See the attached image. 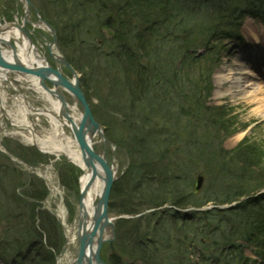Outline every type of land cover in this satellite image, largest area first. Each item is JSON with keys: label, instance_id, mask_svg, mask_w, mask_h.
Returning <instances> with one entry per match:
<instances>
[{"label": "trees", "instance_id": "1", "mask_svg": "<svg viewBox=\"0 0 264 264\" xmlns=\"http://www.w3.org/2000/svg\"><path fill=\"white\" fill-rule=\"evenodd\" d=\"M51 1L54 2L55 7L61 9L64 14H67L73 22L72 27L68 31H65V35L76 34L74 37H71L74 40L79 38L81 32L89 35V33H92V29L89 27L88 22H96L97 25L99 24L97 32L106 37V42L116 41L119 49L122 48L116 56L111 52L110 54H100V58L93 59V61L97 62L98 66L106 67L110 65L111 69L119 73V77L115 76L113 81L118 88L121 86L137 102H140L143 98L151 101H156L155 98L159 99L157 103L150 101L147 107L149 112L146 114L147 110L140 113L139 109H136L139 112L138 117L130 118L127 113L124 115L128 119L127 123L129 122V127L136 130V132L133 131L132 133L134 134L132 138L134 137L135 142H138L136 140L140 141L142 138H147V136L149 138L154 136V133L151 131V128L154 126L152 122H154L153 120L157 116H163L162 126L155 123V126L162 129L160 140L157 142L160 148H163L166 143L171 142V144L178 146L177 150H182L180 151L182 154H186L187 157L189 156L188 159L190 157L193 158V154L200 152L204 154L205 160L209 159L210 162L211 160L216 161L215 159L219 158L218 154L213 153L209 149H207L205 154L204 145L198 144L196 142L197 139L194 137L190 140L179 139L181 131H186L190 134L187 129L188 121H183L181 117L187 119L195 116L197 123L198 121L204 122L207 120L212 128L215 129L214 131L217 130L216 133L219 136L217 135L216 138L219 139H221V133L224 136H228L237 130L234 127L237 122L235 117L231 116L232 110L230 108L208 105V97L212 89L210 80L211 70L209 72L208 68L207 81L205 80L208 83L206 87H202L201 85L199 87L197 85L199 82H192L193 76L188 74L192 72V69L193 72L196 71V67H200V65L194 66L192 64L194 62L193 58H187L183 51L189 46L211 39V32L221 29L220 23H218L220 16H222L221 22L223 24L226 23L227 12L234 3V0L227 2L225 0V5L222 7V3L220 4L221 0H219L220 7L222 8V12L220 13H217V7L212 0ZM209 4H213V6ZM104 9L117 10V15L113 16L112 14L110 17H102L98 22L91 18L93 16L101 17L99 10L104 11ZM67 26H70V24L68 23ZM80 27L81 29H79ZM105 27L110 29L109 34L104 32ZM225 32L223 31V33ZM99 39L104 40L102 37ZM153 41L156 43V46ZM66 42L69 44L67 47H73L70 42ZM100 43L104 46V42ZM159 44H162L161 47ZM169 45H180L177 51L185 56V60H182V58L176 60L177 62L179 61V68L172 63L173 58L169 57V55L168 58L165 55L164 58L160 55L161 51L164 53L165 51L163 50ZM112 55L114 57H110ZM66 57L82 73L83 79H81V85L86 92L88 100L91 101V98L87 94V87H85V75L91 70L95 71L96 66L94 67L92 61V63H87L90 65V68H87L82 63L83 60L81 58L78 59L77 56L75 58ZM165 58L167 62L164 64ZM73 62L82 63V66L75 65ZM182 72L187 73V75L179 77ZM91 81V79H88L89 84ZM135 107L136 104L132 105L130 109L133 110ZM92 109L97 118L95 105L94 107L92 105ZM208 113L211 114V117H209ZM136 120L140 124V127L135 123ZM103 125L106 128V125ZM107 129L106 134L109 132ZM144 135L146 136L144 137ZM121 148L124 147L121 146ZM151 153H153V150ZM229 155L222 157V159L230 163L232 162V166H236L238 169V171L229 170L232 172L230 175L231 181H221L223 184L231 182L229 189L224 192L223 190L216 189V191H213L210 189V192L202 195L200 194L201 192L198 194L194 193V189L192 188L193 180L186 176L195 173L190 162L185 163L183 166H175L172 169H159L158 172H151L150 175L149 172L145 173L152 180L155 177L152 174L154 173L155 175H160V179L165 180L164 182L182 183L178 186L169 185L170 187L168 186L165 190L166 192L156 188L153 185V181L151 183L149 180L150 185L142 189L143 185L146 184L145 179H148L146 175H143L147 168L143 167L144 165L138 167L135 164H130L123 180L116 183L117 189L122 188L121 184L124 182H135L133 196L134 198L138 196L137 198L140 201L144 200L145 203L141 205L143 207L141 209L130 210L110 206V209L117 213H126L133 216L132 218H121L117 221L118 239L122 249L120 254H110V263L125 264L124 258H129L130 264H194L193 259L190 257V251L188 254L186 250L189 247L193 249L191 246L195 245L194 248H199L193 250L194 254L201 253L200 264H208L212 257L222 256H228L232 259L233 264H238L240 262L239 258L243 259V256L239 254V257L236 254L237 247L235 240L239 237L252 236L261 231V227L258 225L257 214L249 206L251 203L255 205L254 203L264 195L263 193L256 196L259 191L264 189V149L257 142L251 143V145L241 143L231 150ZM162 168L165 167L162 166ZM139 174L145 179L138 180ZM169 176L174 177V181L169 179ZM184 178H187L190 182H188V191L186 188L182 189V185L186 186L187 183V180H184ZM129 179H132L131 182H128ZM71 180L73 182V178ZM223 184L221 185L224 186ZM117 189H113L112 196L118 195ZM14 191L16 192V189ZM167 192L171 193L169 197H165L163 194ZM46 194L47 190L45 193H41V191L36 189L33 196L43 198ZM22 200L25 199L20 198L19 202ZM212 201H216L215 204L217 205L231 204L233 202L239 203L235 208L228 209V212L221 211L218 208L208 211H193L194 218L184 216L182 218L181 214L175 211L176 208H202L209 205ZM146 210L151 211L135 216ZM232 211L234 215L226 221L225 217ZM162 217L167 222L171 220L174 230L167 227L168 224ZM44 219L43 221L48 220L47 223L50 221L53 229L52 233L54 236L57 235L59 229L54 219L52 217H45ZM24 233L26 234V237H24L26 239H30L33 235L32 232L28 233L26 229ZM5 238V242L3 241L0 247L6 249H3L0 255L6 261H9L11 258H8V255L12 256L17 246L12 247V243L13 245L15 243L14 241L11 242L9 235ZM187 243H190L189 245L191 246H188ZM35 244L37 242L31 244L29 253L24 257L22 263L30 264L31 257V264H55L53 253H50V255H43L42 253L43 256L39 254L37 258L36 255L32 257L30 252L36 247ZM23 245L24 243H21L18 247L22 249ZM55 245L56 242L54 243ZM226 246L229 247L227 248Z\"/></svg>", "mask_w": 264, "mask_h": 264}, {"label": "rangeland", "instance_id": "2", "mask_svg": "<svg viewBox=\"0 0 264 264\" xmlns=\"http://www.w3.org/2000/svg\"><path fill=\"white\" fill-rule=\"evenodd\" d=\"M1 1L3 0H0V4ZM85 1L89 0H83V2ZM227 1L229 0H226V2ZM31 2L34 18L36 16V13L39 12L42 18L48 23L47 25L50 29L49 30L47 28V30H45L43 28H39L37 30L39 31L37 34L40 37L41 42H36V46H38L40 52L43 55H45V51L42 48L41 44L54 45L57 49H59L63 57L69 56L75 58L77 56L78 59L81 58V60H83L82 63L87 66V68H90V65H88L87 63H92L93 59L95 60L97 57L100 58V54H110L112 52V54L116 56L120 53L122 48L119 49L118 43L116 41L106 42V37H103L102 34L97 32L99 24L97 25L96 22H88L89 27L92 29V33L86 35L85 32H81V34H79V38L77 40H74L71 37H74L76 34H71L70 36L69 34L65 35V31H68V29L73 25L72 20H70V17H68L67 14H64L61 9L55 7L53 1L31 0ZM221 3L222 7L223 5H225V0H221L220 4ZM209 5L213 6V4ZM1 12L2 11L0 9V15ZM99 14L101 17L93 16L91 18L98 22L100 18L102 19V17H110L112 16V14L113 16L117 15V10H99ZM68 23L70 24V26H67ZM50 27L54 30L57 36L56 45L54 44V34L52 33ZM79 29H81V27ZM244 31L245 37L251 43L255 41L253 32H257L258 37L264 39V27L261 26V24L252 21L250 18H247L244 24ZM251 31H253L252 34ZM108 32H110V30ZM101 37L104 38V40H100L99 38ZM12 41L14 46L19 50V43H17V41L22 42L23 40H16V36L14 35ZM66 41L70 42L73 47H67V45L69 44ZM100 42H104V46H102ZM224 42L225 41H220L216 43L215 40H213L210 43L211 50H209V54H213L212 56L215 58L216 54L218 53H221L222 56V63L220 66H218V69L215 70V73L213 75L215 90L212 97V103L217 105L227 103V106L228 104L229 106L233 105L234 110L231 116L235 117L237 124H235L236 126L234 127L237 128V130L228 136H224V134L221 133V139H219L216 138V136L218 135L216 133L217 130L214 131L215 129L212 128L207 120L204 122L198 121L197 123L196 117L194 116L187 119L181 117L183 121H188L187 129L189 130L190 134L186 131H181L179 133L180 140H190L192 139V137L197 139L196 142L198 144L204 145L205 154L207 152V149L213 151V153L218 154L219 158L215 159L216 161L211 160V162L209 159L205 160L204 154L201 152L193 154V158L190 157L188 159L189 156L187 157L186 154H182V152H180L182 150H177L178 146L171 144V142H169L168 144L166 143L163 148H160V145L157 142L160 140V133L162 129L161 127L158 128V126H155V123L162 126L163 116H157L156 118H154V122H152V125L154 126L151 128V131L154 133V136H152L151 138L147 136V138H142V140H136L138 142H135L134 137L132 138V136H134V134L132 133L133 131L136 132V130L129 127V122L127 123L128 119L124 115H126L127 113L128 117L130 118L138 117L139 112L142 113L143 111L147 110V107L151 100L143 98V100H141L140 102L134 101L129 96V94L123 90L121 86L120 88H118L116 86V83L113 82L115 76H117V78L119 77L118 72L116 73L113 69H111L110 65L102 67L98 66L97 62L93 61V65L94 67L96 66V70H91L85 75V87H87V94L91 98V106L93 105L94 107L95 105L98 120L102 124H105L106 129L108 128L107 131H109L107 135H105L104 139L100 136V134H98L97 138L95 139V148L101 156L107 158L111 168L117 167L118 169L116 175L117 179L114 182V185L112 187L113 189H117L116 183L120 180H123L130 164H135L138 167L144 165L143 167L147 168V170L144 171L143 175H146V172H149L150 175L151 172L156 173L159 169H172L175 166H183L185 163L190 162L193 166L192 169L195 170V173L188 174L186 176L189 179L193 180V189L197 175H203L204 182L201 187V195L206 192H210V189L213 191H216V189L223 190L224 192L229 189V184L231 182H226L225 184H223L221 181H231V171H238V169L236 166H232V162L230 163L229 161L223 160L222 157L230 156V151L236 148L241 143H244L245 145H251V143L257 142L264 149V109L260 111L256 109L259 104L264 105V82L261 81L262 85L260 84L256 87L253 86V90H255V94L258 97L257 100L252 101L254 93L250 94V96L247 98H242L239 95L235 97L231 95L216 97L215 95V92L218 89H220L221 91H226L228 89V83H224L221 86H219V84L217 83L219 72L222 71L224 72L223 74L227 75L230 69L235 66L234 62L231 61L230 58L231 53H229V51H231L233 54L237 53L235 51L236 48H234L235 45L231 44V42ZM154 45L156 46L155 42ZM161 45L162 44H159L160 47ZM179 46L180 45H169L163 50L165 52L163 53L161 51L160 54L163 58L164 55L166 58H168V55L169 57L173 58L172 63L175 64L177 68H179V61L177 62L176 60H178L179 58L185 60V56L181 54V52L177 51ZM199 47L202 49V47L204 46L203 44H199ZM114 56L112 55L110 57ZM46 57H48V60L52 63L54 68L58 66L53 62V59L50 57L49 52L48 56ZM166 58L163 61L164 64L167 62ZM212 60H214V58H210V60L204 61L200 66L201 68H197L196 72L194 71L188 74L193 76L192 82H199L197 84L199 85V87L200 85L202 87H206V85L208 84L206 82L208 77L207 71L208 68L209 71L211 70L210 67L212 66ZM73 63L75 65L77 64L79 66H82V63ZM192 64L196 65L195 62H193ZM185 65L189 66L188 64ZM62 66V75L65 78H70L69 76L71 75V69L65 64ZM99 67L100 69L98 70ZM181 75L185 76L187 75V73L182 72L180 73L179 77H182ZM78 79L79 81L83 79L82 73H80V75L78 74ZM88 79L92 80L90 84L88 83ZM10 90L11 92L9 96H6L8 97V108L6 109V114H3L0 109V150L3 151H0V241H2L4 237H7L9 235L11 242L14 241L15 243L14 245L12 243V247L17 246L16 251L20 250L18 246L21 243H24L23 247H28L32 242H37V247H34L37 258L39 257L37 255H42V253L43 255H50V253H53V250L57 248V245L59 246V243L63 239L64 235L62 234V232H57V235H53V229L50 221L49 223H47L48 220L43 221L45 220V217L50 218L51 214L48 211L37 210L38 204H35L33 200V202L29 201L30 196L33 195L36 189L41 191V193H45V191L50 186V188L55 191L49 198V206L51 205V208H54L55 211L60 214H62V209H65V218L66 221L69 222L73 213H76L78 211V204L80 201V188L78 187L77 183V175L81 172V168L80 165L74 163L71 158H69V156H59L57 153L51 154L43 152L39 148H37V146L34 147L31 140L24 137L23 132L26 133L28 132V130L25 129L24 126L14 125V119L17 118L15 116L18 114V111L15 108L16 106H13L15 98L11 96L14 90H12L11 88ZM21 92L30 96L34 101L36 99L38 100V98L40 97L37 90H34L32 88L25 90L21 89ZM68 99L71 105L75 104V99L71 97H68ZM150 99H152V97H150ZM155 100L156 101L151 102L157 103L159 99L155 98ZM34 103H36V101ZM43 104L47 105L46 100L43 101ZM134 104H136V107L131 110L130 107H132V105ZM80 105L78 106L82 111V106ZM136 109H139V112ZM203 111L206 112L205 110ZM148 112L149 110H147L145 114ZM208 115L209 117H211L210 113H208ZM40 118L41 120L37 121V116H32L30 117V120L35 124L33 127L36 134H38L40 137L48 138L52 125L48 118L44 116ZM135 123L138 124V127H140V124L137 120L135 121ZM135 127L137 128V126ZM67 133V135H70L68 131ZM145 136L146 135H144V137ZM107 140L114 141V143L118 142V147H120L118 148L115 145L118 143H107ZM162 142H164V140H162ZM6 145L8 147L7 149L9 150L8 152L5 151L6 149L4 150ZM121 146H123L124 148H121ZM74 147L76 149L78 148L77 145H74ZM152 150L153 153H151ZM20 163H22L24 166H21L23 170H27L26 168L32 171L34 170L35 174L32 176L31 182L29 181V174L19 169ZM34 163L36 164L34 165ZM27 164L32 166H27ZM33 165L36 166V168H34ZM162 166L165 168H162ZM230 169L231 171H229ZM154 173H152L155 176L153 180L149 179L147 175L146 176L148 179H145L139 174L138 180L145 179L146 183L145 185H143V188L141 187L142 189H145L147 185H150L148 180L151 181V183L153 181V185L156 188L161 189L162 191H165L169 185L178 186L182 184L179 182H164L165 180L160 179V175H155ZM71 178H73V182ZM169 179L174 181V177L172 176H169ZM131 180L132 179H129L128 182H131ZM184 180H187V183L186 186L184 184L182 185V189L186 188L188 191L189 180L187 178H184ZM124 183L121 184L122 188L117 189L118 195L112 196L111 194L110 206H115L118 209L124 208L128 210L143 208L141 207V205L145 203L144 200L140 201L139 198H137L138 196H136V198H134L133 196L135 182L126 184ZM221 184H223L224 186H222ZM15 189H17L18 193L22 192L21 194L25 200L19 202L20 198L22 197L14 191ZM163 194L165 197H169L171 195V193L169 192ZM27 197H29V199H27ZM215 203L216 201H212L207 207H213L214 205L216 206L217 204ZM254 204L255 205L251 203L249 207L257 209L261 205H264L263 201H257ZM209 210L212 209L209 208ZM34 212L35 215L33 216ZM140 214L135 216H139ZM185 215L189 217L190 213L185 212ZM232 215H234V213L230 212V214L225 217V220L228 221L230 218H232ZM34 217L35 219H33ZM110 217L112 219H115L114 223L116 225V233L113 240H109L104 243L103 255L108 259L112 251H114V254H120V251L122 249L121 243L118 239L119 235L117 230V221L121 218H132L133 216H130L126 213L120 214L110 209ZM163 219L164 221H166L165 218ZM166 223L168 224V228L174 230V226L171 220L168 222L166 221ZM25 229L28 231V233L32 232L33 235L30 239L24 238L26 237V234L24 233ZM261 238L262 237L260 236L259 239ZM55 242L56 245L54 246ZM256 243L259 242H252V244H250V248H248L247 250V255L254 257L253 259L256 258L255 249H259V246H257ZM187 244L188 246H191L189 245L190 243ZM194 246H191L193 247V249L189 247L186 252L189 254L190 251V257L191 259H193L194 264H200L201 253L198 252V254L195 255L193 250L198 249L199 247L194 248ZM3 249L6 248L0 247V254L2 253ZM16 254H21V252L18 251L15 253V255ZM257 259L259 258H256L255 260ZM124 260L125 264H130L129 258H124ZM255 260H253L249 264H262L261 262H254ZM0 264H22V261L21 259L15 260V258H11L9 261L0 259Z\"/></svg>", "mask_w": 264, "mask_h": 264}, {"label": "bare ground", "instance_id": "3", "mask_svg": "<svg viewBox=\"0 0 264 264\" xmlns=\"http://www.w3.org/2000/svg\"><path fill=\"white\" fill-rule=\"evenodd\" d=\"M16 1L17 4L9 8L10 13L8 17L2 16L3 14L0 15V36L3 35L5 38L8 37V41L12 42L7 44L4 50H2L4 61L6 63H2V61H0V109L3 114H6V109L8 108V97L6 96H9L11 88L14 90L11 96L15 98L13 106H16L15 108L18 111V114L15 116L17 118L14 119V125L24 126V128L28 130L26 133L23 132L24 137L31 140L34 147L37 146V148H39L41 151L51 154L57 153L59 156H69V158H71L74 163H77L80 165V167L85 168L84 175L82 176V185L84 191L86 192L84 202L85 209L89 211V217L82 218V220L89 221L88 232L93 238V241L89 242L86 252L88 256L91 257L93 262L92 264H97L95 261V256L98 254L99 249V246L97 245L99 241L97 240L100 238L107 242L108 239L113 236L112 226L109 224V221L102 220L98 225L92 219V217L95 215L94 205L96 201L102 197L104 187L106 186V173L103 168L104 162L99 160L95 161L94 167L97 168L98 172L97 175L93 177V170L87 167L82 157L81 149L78 143V139L84 136L89 126V120L87 119L86 113L83 112V108L81 111L78 106L81 103L78 102V95L73 91L75 90V85H77L78 78L72 73V71V76H69L70 78H65L62 75V65L64 64L61 60V57H63V55L59 49L55 48L54 45L41 44L45 51V55L40 52V49L38 46H36V42H41L40 37L37 34V30L39 28H43L45 30H47V28L49 29L47 25L48 23L42 18L39 12L36 13L34 18L31 0L30 5H28V1L25 0ZM19 5L23 6L21 7ZM8 19H15L18 21V23L20 22L19 25L24 26L25 33L28 35V37L19 29L17 23H9ZM253 34L256 37L254 32ZM14 35L16 36V40H23L22 42L17 41V43H19V50L13 46L12 38ZM48 52L50 57L53 59V62L58 65L55 67V69H57L59 73L62 72L60 73L62 77L56 75L55 72L52 73L51 67L53 65L48 60V57H46L48 56ZM183 53L187 58H193L196 65L198 64L201 66L204 61L209 60L207 54L199 47L197 43L187 47ZM64 58L70 63L67 57ZM247 58L248 56L237 57L235 60V65L239 67H233L230 69L227 75L223 74L224 72L222 71L219 72L217 83L219 86L224 83H228V89L226 91H221L218 89L215 93L216 97L224 95H231L235 97L239 95L242 98H247L250 96V94L254 93L252 101L258 99L255 94V90H253V86L256 87L262 82L260 81L259 77H256L253 74L250 66L247 65L248 63L246 64L245 61ZM259 63L264 67L263 60H260ZM8 64L12 65L13 67ZM70 65L77 72V74L80 75L79 71L71 63ZM197 68L200 67L198 66L196 69ZM33 69H38L48 74L51 73L50 77L53 79L55 84L53 85L52 89L49 86L47 89L44 88L41 77L34 73L32 71ZM62 79L68 81L70 84L63 83L61 81ZM46 83L50 82L46 80ZM30 88L37 90L38 94L40 95L38 100L40 101L36 99V103H34L35 101L30 96L21 92V89L25 90ZM68 97L75 99L74 105L70 104ZM45 100L47 105L43 104V101ZM86 100L90 104L87 95ZM256 109L258 111L263 110L264 105L259 104ZM32 116H37V121H40V117L42 116L48 118L52 125L48 138H43L36 134L33 127L35 124L30 120V117ZM82 123L84 126L80 130ZM67 131L70 133V135H67ZM74 145H77L78 148L76 149ZM7 148L8 147L6 145V148H4V150L6 149V152L9 151ZM106 162L108 163L107 160ZM117 170V167L112 168V173H114V176L117 175ZM89 183H91L90 187L88 186ZM35 199L40 201L41 198L35 197ZM49 211L51 212V209H49ZM149 211L151 210H146L142 214H145ZM61 212L63 214V218H65V209H62ZM108 217L110 218L109 215ZM37 244H35L36 247ZM74 244L76 247H78V242H75ZM67 247H69V245H67ZM103 248L104 245L102 248H100V256L104 260L106 257L103 255ZM65 250H63L58 259L57 254L53 253L55 261L57 260V264H76V255H71L72 253L69 249L66 251ZM110 254H114V251H112Z\"/></svg>", "mask_w": 264, "mask_h": 264}, {"label": "water", "instance_id": "4", "mask_svg": "<svg viewBox=\"0 0 264 264\" xmlns=\"http://www.w3.org/2000/svg\"><path fill=\"white\" fill-rule=\"evenodd\" d=\"M25 1H28V3H29L28 5L31 4L30 0H25ZM15 23H17V22H15ZM17 26L23 32V34H25L28 37V35L25 33L24 26H20L18 23H17ZM51 30H52V33L54 34L53 35L54 36V44L56 45L57 44V36H56V34L52 28H51ZM8 40H9L8 37L5 38V37H3V35L0 36V61H2V63H6L4 61V56L2 54V50H4V48H5L4 45L12 43V42H9ZM13 46H14V44H13ZM61 60L63 61V64L68 66L71 69L72 73L78 78L77 72L73 69V67L70 65V63L64 57H61ZM8 65H10V64H8ZM10 66L13 67L12 65H10ZM32 71L41 77L42 85L46 89L48 88L47 84L45 83L46 80L51 82L53 85H55L53 79L50 77L51 73L48 74V73L42 72L38 69H33ZM54 72L56 75L62 77V75L56 69L54 70V68H52V73H54ZM61 81L63 83H66V84H70L68 81H66L64 79H62ZM78 81L79 80H77V85H75V90H73V91L78 95V99L81 102V104L85 110L87 119L89 120L88 129L85 132L84 136H82V138L78 139V143L81 147L83 158H84V161H85L87 167L91 168V170H93V172H92L93 177L96 176L97 172H98L97 168L94 167L96 160L104 162L103 168H104V171L106 173V175H105L106 186L104 187L102 197H100L99 202H98L97 206L95 207V215L92 217V219L98 225L101 223L102 220L109 221V224L112 226V233H113V236H111V238L108 239V241H109V240H113L115 238V233H116V225L113 222V220L108 217V215H109L108 209H109V200H110V196H111L112 187H113L114 182L116 181L117 177L114 176V173H112L111 166L109 165V163L106 162L107 159L105 157L101 156L100 154L96 153L95 150L93 149L92 139L95 137V135L100 134V136L104 139L105 134H104V130H103L102 125L99 124L95 120V118L93 116L92 109L90 107V104L86 100L85 92L80 87V84ZM81 126L82 127H80V130L84 126L83 123L81 124ZM202 181H203V177L199 176L198 180H197V184H196V191H198L200 189V187L202 185ZM90 184L91 183H89V185H88L89 187H90ZM85 197H86V192L84 191L83 198L81 201V214L78 217L80 253H79V256L76 260L77 261L76 264H86V263L92 264L93 263L91 257L88 256V254L86 252V249L88 248L89 242L93 241L92 235L88 232L89 231V221L88 220H85V221L82 220V218H88L89 217V212H88V210L85 209V202H84ZM97 241H99L97 244L99 246V249H98V254L95 256V261L97 264H108L100 256V248L103 247L105 240L99 238Z\"/></svg>", "mask_w": 264, "mask_h": 264}]
</instances>
